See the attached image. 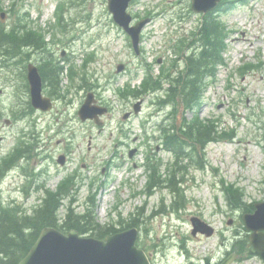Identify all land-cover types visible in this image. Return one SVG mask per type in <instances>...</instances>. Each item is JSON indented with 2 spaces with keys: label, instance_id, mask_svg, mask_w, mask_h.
Wrapping results in <instances>:
<instances>
[{
  "label": "rangeland",
  "instance_id": "374dc122",
  "mask_svg": "<svg viewBox=\"0 0 264 264\" xmlns=\"http://www.w3.org/2000/svg\"><path fill=\"white\" fill-rule=\"evenodd\" d=\"M60 1L68 0L20 1L25 11L30 13L33 27L44 31L47 43L65 37L55 32L53 36L52 33L47 34L49 26L55 24L53 20ZM224 1L227 4L235 2L233 9L219 16L231 31L229 50L224 55L227 65L220 68L217 83L208 87L198 116L202 120L219 121L220 130L233 133L234 139L232 143L211 144L204 150L200 147L204 170L190 165L188 160L181 163L188 169L183 174L185 183L181 185L185 201L179 210L173 211L172 203L179 198L167 188L153 189V195L145 194L149 182L147 157L151 156L158 162L161 173L166 177L167 166L175 158L165 150L159 127L168 128L169 124L179 120L182 125L193 119L194 114L188 112L180 117L179 108L170 115L172 108L161 109L158 105L157 97H162V93H149L140 99L132 96L121 99L114 93L128 86L139 88L144 76L142 67L152 65L153 74L158 76L162 68L181 58L175 45L178 40H191L192 33L202 21L201 16L191 10V0L133 2L130 12L135 22L146 17L151 19L143 31L141 57L136 56L128 36L113 22L107 0H74L68 4L65 15L68 33L60 48L67 47L71 62L80 73L87 53L96 52L95 60L87 65L84 73L98 97L105 105L111 106L112 112L106 118L104 133H99L93 123L80 121L78 110L82 97L75 94V81L65 80L66 65L62 90L63 93L69 90L72 83V91L68 94V100L72 102L66 108L61 105L63 114L58 113L61 117L59 127L54 116L35 117L41 143L37 147L40 157L33 159L34 164H49L51 167V175L41 177L37 184L41 188L56 190L62 177L78 170L76 211L83 213L88 206V198L92 196L94 203L89 207L100 224L135 219L140 232L138 245L154 264H221L228 257L227 252L237 251L240 241L249 240L251 233L242 221L245 209L251 203L264 201V0H246V3ZM6 7H9L8 3ZM12 22L9 20V24ZM185 43L187 45L188 41ZM50 47L56 49L57 45L51 43ZM56 57L59 58L58 55ZM120 63L127 69L116 75ZM246 64L259 67L242 78L237 69ZM79 82L78 79L76 84ZM4 89V95H0V110L5 114L0 118V157L14 149L17 140L24 136L27 124L12 122L9 113L14 102L10 89ZM82 94L85 99L86 92ZM140 100H143L141 112L135 116L134 107ZM128 112L133 115L125 120ZM168 114L170 120L166 119ZM5 119H10L12 124L8 126ZM51 122L56 123L59 136L57 129L47 131ZM59 140L62 143L58 145ZM133 150L137 151L130 159L129 153ZM186 151L192 152L193 149L187 148ZM49 153L53 160L45 157ZM61 153H66L69 158L65 169L56 164ZM57 169L60 174H56ZM18 173L22 174L17 170L5 180L0 187V197L7 203L21 205L31 213L43 192L24 194L22 186L26 180ZM230 186L242 191L241 207L229 205L224 189ZM64 213L62 210L61 216ZM193 216H199L213 226L216 235L213 238L193 237ZM232 264L264 262L258 256H243Z\"/></svg>",
  "mask_w": 264,
  "mask_h": 264
},
{
  "label": "trees",
  "instance_id": "16d2710c",
  "mask_svg": "<svg viewBox=\"0 0 264 264\" xmlns=\"http://www.w3.org/2000/svg\"><path fill=\"white\" fill-rule=\"evenodd\" d=\"M3 33V30L0 29V46L5 45V51L31 42L30 37L9 38ZM227 38L226 28L220 21L211 15L204 17L200 37L197 40L199 46L187 58V69L178 78H166L171 84L166 102L178 104L181 97L187 109L195 110L201 105L206 80L216 77L217 68L224 64L223 52L227 50ZM5 39L8 41L6 42ZM152 84V79H150L144 89L155 90L158 86L161 87V78L155 82L156 86ZM215 129L213 123H205L196 119L186 135L196 143L205 146L208 142L216 139ZM165 143V146L175 151L176 154L185 145L176 134L167 136ZM3 166H5L4 169ZM3 166L0 177L4 175L7 168V165ZM159 179L157 171L154 170L151 177L152 185H157ZM168 182L170 187H174L176 184L175 175L170 176ZM66 188L63 187L59 193H49L43 205L36 209L33 215H24L18 208L0 209V264H19L37 242L41 231L47 227L57 228L64 233L78 230L82 235L92 231L93 237L97 239H103L118 232L111 226L98 225L90 212L83 215L76 214L72 207H68L66 218L62 223H59L58 212L62 201L71 194L70 190H66ZM230 191L229 201L236 204L240 200L239 194ZM134 225L135 223L132 222L130 226Z\"/></svg>",
  "mask_w": 264,
  "mask_h": 264
},
{
  "label": "water",
  "instance_id": "95a60500",
  "mask_svg": "<svg viewBox=\"0 0 264 264\" xmlns=\"http://www.w3.org/2000/svg\"><path fill=\"white\" fill-rule=\"evenodd\" d=\"M131 1L109 0V8L116 22L131 35L134 47L139 52L141 30L149 20L130 28L132 18L127 14V8ZM193 1V9L196 12H208L214 9L220 0ZM37 97L38 92H35L34 100ZM85 115H91L88 108L85 109ZM246 224L255 232L252 236L255 251L251 253L264 258V233H257L259 230H264V203L257 205L254 215L246 216ZM209 234H212V231ZM137 239L135 231L116 234L105 242L95 238L80 237L79 232L74 230L66 236L55 228H46L19 264H149L144 252L136 247Z\"/></svg>",
  "mask_w": 264,
  "mask_h": 264
}]
</instances>
